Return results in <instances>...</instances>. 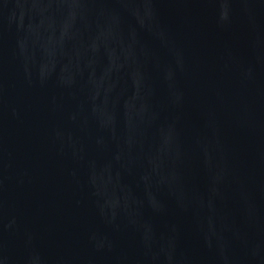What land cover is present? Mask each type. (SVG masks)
I'll return each mask as SVG.
<instances>
[{
    "label": "water",
    "instance_id": "95a60500",
    "mask_svg": "<svg viewBox=\"0 0 264 264\" xmlns=\"http://www.w3.org/2000/svg\"><path fill=\"white\" fill-rule=\"evenodd\" d=\"M0 264H264V0H0Z\"/></svg>",
    "mask_w": 264,
    "mask_h": 264
}]
</instances>
